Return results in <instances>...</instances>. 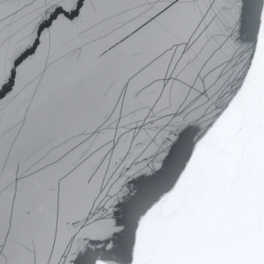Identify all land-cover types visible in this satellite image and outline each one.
Returning <instances> with one entry per match:
<instances>
[{
    "label": "snow or ice",
    "instance_id": "snow-or-ice-1",
    "mask_svg": "<svg viewBox=\"0 0 264 264\" xmlns=\"http://www.w3.org/2000/svg\"><path fill=\"white\" fill-rule=\"evenodd\" d=\"M0 264H264V0H0Z\"/></svg>",
    "mask_w": 264,
    "mask_h": 264
}]
</instances>
